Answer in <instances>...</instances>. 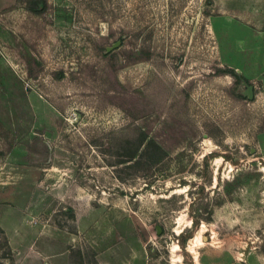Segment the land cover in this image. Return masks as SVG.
Instances as JSON below:
<instances>
[{
  "label": "rangeland",
  "instance_id": "rangeland-1",
  "mask_svg": "<svg viewBox=\"0 0 264 264\" xmlns=\"http://www.w3.org/2000/svg\"><path fill=\"white\" fill-rule=\"evenodd\" d=\"M236 24L264 39V0L0 6V264H264V74L223 72Z\"/></svg>",
  "mask_w": 264,
  "mask_h": 264
},
{
  "label": "crops",
  "instance_id": "crops-1",
  "mask_svg": "<svg viewBox=\"0 0 264 264\" xmlns=\"http://www.w3.org/2000/svg\"><path fill=\"white\" fill-rule=\"evenodd\" d=\"M14 0H0L1 5H7ZM237 25V24H236ZM234 25L233 28H242L243 32L239 35L226 39L225 47L222 51L219 48L220 58L227 68L237 71L245 78H255L264 74V39H261L248 26ZM243 34L245 36H243ZM235 38V39H234ZM234 39L235 41H232ZM231 60V61H229ZM239 61V62H238ZM242 63V64H240ZM39 250H30L25 254L24 259L16 261V264H44V258ZM48 264H78L70 259L67 255L56 258L55 256L44 253ZM133 264H139L138 261L132 260ZM122 263V261H121Z\"/></svg>",
  "mask_w": 264,
  "mask_h": 264
},
{
  "label": "water",
  "instance_id": "water-1",
  "mask_svg": "<svg viewBox=\"0 0 264 264\" xmlns=\"http://www.w3.org/2000/svg\"><path fill=\"white\" fill-rule=\"evenodd\" d=\"M119 42L113 44L112 46L108 47L106 50H111L112 48L116 47L118 45ZM234 73H238L236 70L234 71ZM241 79V84L244 87V89L241 91L242 96L248 98V99H252L254 97V91H253V85L249 84L248 82L245 81V79L240 78ZM159 232V230H157V233ZM235 264H244V263H240V262H236Z\"/></svg>",
  "mask_w": 264,
  "mask_h": 264
},
{
  "label": "bare ground",
  "instance_id": "bare-ground-1",
  "mask_svg": "<svg viewBox=\"0 0 264 264\" xmlns=\"http://www.w3.org/2000/svg\"><path fill=\"white\" fill-rule=\"evenodd\" d=\"M202 239V238H201ZM201 239H191L188 243V248L190 251L195 253L194 247L200 243H202L203 241H201Z\"/></svg>",
  "mask_w": 264,
  "mask_h": 264
},
{
  "label": "trees",
  "instance_id": "trees-1",
  "mask_svg": "<svg viewBox=\"0 0 264 264\" xmlns=\"http://www.w3.org/2000/svg\"><path fill=\"white\" fill-rule=\"evenodd\" d=\"M223 72H224V73H225V72H226V73H227V72H233V70L230 69V68H226L225 70H223ZM0 233L3 234V230H1V228H0ZM3 240H4V245H6V247H7L8 249H10V248H9V245H8L6 239H5V237H3Z\"/></svg>",
  "mask_w": 264,
  "mask_h": 264
},
{
  "label": "flooded vegetation",
  "instance_id": "flooded-vegetation-1",
  "mask_svg": "<svg viewBox=\"0 0 264 264\" xmlns=\"http://www.w3.org/2000/svg\"><path fill=\"white\" fill-rule=\"evenodd\" d=\"M253 91H254V90H253ZM157 230H158L157 227H155V232H156V233H157Z\"/></svg>",
  "mask_w": 264,
  "mask_h": 264
}]
</instances>
